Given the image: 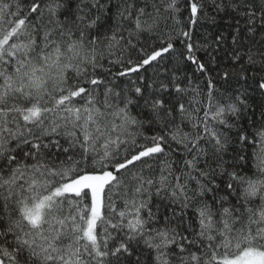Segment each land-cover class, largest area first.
<instances>
[{
	"label": "snow or ice",
	"instance_id": "obj_1",
	"mask_svg": "<svg viewBox=\"0 0 264 264\" xmlns=\"http://www.w3.org/2000/svg\"><path fill=\"white\" fill-rule=\"evenodd\" d=\"M0 264H264V0H0Z\"/></svg>",
	"mask_w": 264,
	"mask_h": 264
}]
</instances>
